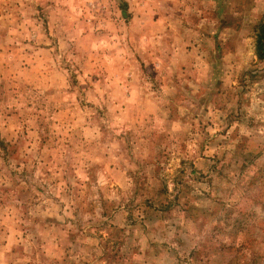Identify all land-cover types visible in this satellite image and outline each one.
Segmentation results:
<instances>
[{"label": "rangeland", "instance_id": "rangeland-1", "mask_svg": "<svg viewBox=\"0 0 264 264\" xmlns=\"http://www.w3.org/2000/svg\"><path fill=\"white\" fill-rule=\"evenodd\" d=\"M262 21L0 0V264H264Z\"/></svg>", "mask_w": 264, "mask_h": 264}, {"label": "trees", "instance_id": "trees-1", "mask_svg": "<svg viewBox=\"0 0 264 264\" xmlns=\"http://www.w3.org/2000/svg\"><path fill=\"white\" fill-rule=\"evenodd\" d=\"M254 52L259 61H264V21L256 27ZM252 262L254 263L255 260Z\"/></svg>", "mask_w": 264, "mask_h": 264}]
</instances>
